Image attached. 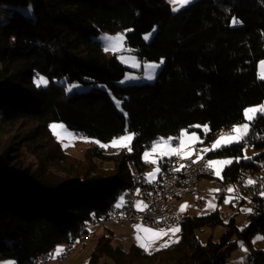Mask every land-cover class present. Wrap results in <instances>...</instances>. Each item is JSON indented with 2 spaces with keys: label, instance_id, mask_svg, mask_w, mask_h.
<instances>
[{
  "label": "trees",
  "instance_id": "1",
  "mask_svg": "<svg viewBox=\"0 0 264 264\" xmlns=\"http://www.w3.org/2000/svg\"><path fill=\"white\" fill-rule=\"evenodd\" d=\"M29 7L32 17L21 12ZM1 13L9 15L0 24V123L35 124L16 136L18 144L47 138L53 150L46 162L70 160L49 137L53 122L100 143L126 132L134 141L131 151L86 150V161L111 166L108 175L88 170L58 176L37 157L25 164L20 149L10 146L14 142L0 149V260L31 264L79 241L110 218L111 206L131 185L130 163L143 172L142 155L153 142L189 130L210 143L243 122L247 107L264 103V81L257 75V62L264 59V0H196L177 12L167 0H0ZM103 31L123 32L125 46L141 61H163L155 82L119 85L128 69L104 54L96 40ZM152 31L146 44L144 36ZM41 77L48 79L46 87L35 84ZM72 85L86 90L68 92ZM194 126H206L207 133ZM245 140L204 156L239 158L244 145L258 152L223 170L220 181L227 185L247 171L263 172L264 115L257 114ZM246 197L258 210L240 227L235 215L225 219L219 211L185 216L178 241L152 254L122 249L109 231L96 238L85 264L105 258L114 264H225L236 248L234 238L246 247L256 233L264 235V192L246 191L240 203ZM216 227L223 229L219 240L201 244L196 232ZM251 257L253 264H264V251Z\"/></svg>",
  "mask_w": 264,
  "mask_h": 264
},
{
  "label": "rangeland",
  "instance_id": "2",
  "mask_svg": "<svg viewBox=\"0 0 264 264\" xmlns=\"http://www.w3.org/2000/svg\"><path fill=\"white\" fill-rule=\"evenodd\" d=\"M171 6L172 12H177L178 10L190 5H183L180 3V0H167ZM196 0H194L195 2ZM192 4V3H191ZM21 12L26 16L32 17V11L29 12V8L21 9ZM9 14L4 13L0 14V24H3ZM154 35V31L146 34L144 36L145 43L148 44ZM120 36L122 41V47L117 50H113L111 48L105 47V37H116ZM98 42L101 43L103 52L108 57H116L117 60L123 64L128 70L126 71L124 77L118 83L121 86L126 85H138L140 83H153L155 82L156 76L162 66L161 62H146L141 61L139 56L135 54L131 49L125 46V34L123 32H115L110 33L107 31H103L100 35L96 38ZM264 62V59H261L257 62V75L260 81H264L261 76H264V69L261 68V63ZM157 64L159 65L158 68H152L150 65ZM149 75L154 76L153 79L149 80L147 77ZM142 76V78L140 77ZM132 78V79H130ZM64 80H57L56 82L61 84ZM49 81L47 78L41 77L36 79L35 84L38 87H46ZM71 87V86H70ZM68 87V89L70 88ZM67 89V90H68ZM86 88L83 86L78 85V88L75 90L77 92H83ZM70 92V91H68ZM118 110L122 113L123 110L121 109L120 102L116 98H112ZM263 104L250 106V107H259ZM247 107L246 109L250 108ZM245 109V110H246ZM244 110V111H245ZM257 115V114H256ZM244 123H247V119L244 116V121L234 125L242 126ZM63 125V130L72 134L71 139L66 138H58L56 134H54L52 125ZM35 127L33 123H18V124H1L0 123V149L8 148V146L14 142V148L20 149V153L22 154V158L25 164L34 163L35 158L37 157L39 161H41L48 170L52 171L54 174L58 176H68L71 177L75 174H82L85 171L93 170L94 174H102L108 175L110 172L111 166L108 164L99 163L98 161L91 162L86 161L84 159V154L86 150L90 146H99L103 148L108 153H117L122 150H128V147H119V146H112V141L108 143H100L97 140L80 136L75 134L74 131L70 130L65 124L61 122H53L49 125V137L52 141L59 144L61 151L70 156L71 159L68 161H55L54 163L50 164L46 162L45 155L53 150V144H47L46 139L41 137L40 139L37 138L36 140L29 143L18 144L16 140V136L20 137L23 134L29 132L31 129ZM232 127V128H233ZM194 129H199L203 133H207L206 126H194ZM57 132L61 131L59 127L56 129ZM125 135H133V140L131 142H127L130 144L134 141V134L131 132H126L122 136ZM120 137L115 138L118 140ZM195 136V139H193ZM235 137L236 134L233 133L231 135ZM180 139L182 142V146L180 150H176V148L171 147L170 145L166 144L164 140H160L161 142H153L148 148H146L143 152V161L147 164L143 175L148 180V182L153 183L157 180L159 172H157V168H160L159 160L161 157H168L172 156H180L181 159H191L196 161L197 159H201L205 156L209 151H214L220 149L222 147L230 146L232 144H240L244 141L236 142L235 140H229L228 137H221L216 136L214 140L210 143H205L204 138L200 137V135L195 131L185 130L180 133ZM223 138V139H222ZM246 139V138H245ZM220 141L217 144V141ZM161 144H165L166 146L161 147ZM155 145V149H154ZM102 150V149H101ZM145 152H148L147 158H145ZM9 157H13V154L8 152ZM165 153H167L165 155ZM33 154V155H32ZM258 154L257 151L249 148L247 145L243 147V154L239 158L233 157H213L207 159L210 163H213V171H214V179H204L197 182V187L202 193V198H204L207 202V206L204 208L197 207L195 205L197 197L189 196L184 198L180 203L176 205L174 211L179 214L180 216H188V217H200L208 215L212 212L219 211L220 215L227 219L229 216L235 215L236 223L240 227L241 225L246 224L247 217L250 214V202L248 197H246V202L242 205L238 203L232 202L231 195H228L224 199L218 198L215 195L217 184L220 180H222V172L223 170L230 166L235 160L237 161H249L254 156ZM36 155V156H35ZM73 158V159H72ZM68 159V158H67ZM155 161L156 163H152ZM221 161H228L227 164L220 163ZM36 162V161H35ZM72 166V167H71ZM219 171V174H217ZM264 173L263 172L261 174ZM135 204L136 209L139 211L144 210L145 208V200L142 198V192L139 189L136 193L135 197ZM223 214V215H222ZM110 225V224H108ZM118 224H111L108 226V229L96 230L99 225H94L91 227L93 236L91 238H86L82 243L79 244L78 241L74 243V252L64 260L60 261L61 263L58 264H84V262L88 261L90 252L94 246V242L96 238L101 234H111L114 237V244L119 245L122 249H128L132 246H135L142 251L152 254L158 250L168 247L169 245L175 243L179 239V232L173 233L172 231L166 232H159L158 230L151 228L147 225H144L142 222H136L131 224H123L121 226H112ZM102 227V225H100ZM139 229V230H138ZM148 229L149 231H144ZM110 231V232H109ZM223 229L221 227H216L214 229L211 228H204L200 231L196 232L197 239L201 244H206L208 239H212V241L217 242L219 240L220 235L222 234ZM140 236V241H137L136 237ZM260 237V239H257ZM84 238V237H83ZM82 238V239H83ZM233 242H236V248L232 249L228 252L225 260V264H249L248 258L251 254L264 251V235L260 233H256L252 240L251 244H246V250L244 251L242 248L244 247V243L236 238L233 239ZM145 244L146 247L142 248L139 244ZM81 247V248H80ZM63 248V246H62ZM80 248V249H79ZM60 249V247H57ZM0 264H16V261L12 259H2L0 260ZM100 264H114V262L108 258L103 259Z\"/></svg>",
  "mask_w": 264,
  "mask_h": 264
},
{
  "label": "built area",
  "instance_id": "3",
  "mask_svg": "<svg viewBox=\"0 0 264 264\" xmlns=\"http://www.w3.org/2000/svg\"><path fill=\"white\" fill-rule=\"evenodd\" d=\"M219 134H227L229 136L233 133L221 131ZM180 144V137L171 138V147L178 149ZM206 160L205 158H201L193 161L191 159H181L180 156L162 159L160 162L162 175H158L157 180L153 183L148 182L144 175L141 178H132V192H124L125 204L122 208L117 209L115 205H112L109 210L110 218L114 219V221H123L124 224L142 222L144 225L154 228L159 232H166V227L180 228L184 216H180V219H173L174 208L172 210H163V201L167 199L168 194L174 191L176 184L195 183V180L198 178L214 179V171L213 169L206 168ZM248 181L249 178L242 177L238 182L243 186V193H234L233 185H227L219 181L215 195L222 199L231 195L233 203L244 201L243 196L246 191L257 193L261 196L264 192V182L257 181L249 184ZM137 189H140L143 194H147V207L142 211L137 210L135 207V191ZM229 189H232V191L230 192ZM185 195L197 197L195 202L197 207L204 208L207 206V202L202 198L200 190ZM253 203L254 212L251 215H255L258 210L257 204ZM71 249H75L74 243L64 245L63 252L59 258L61 259ZM50 256L44 254L38 255L31 264H45V262L49 261Z\"/></svg>",
  "mask_w": 264,
  "mask_h": 264
},
{
  "label": "snow or ice",
  "instance_id": "4",
  "mask_svg": "<svg viewBox=\"0 0 264 264\" xmlns=\"http://www.w3.org/2000/svg\"><path fill=\"white\" fill-rule=\"evenodd\" d=\"M180 3L183 4V5H188V4L194 3V0H180ZM30 11H31V7H29V12ZM104 40L106 42V44H105L106 48H111L113 50H117V49H120L122 47V41H121V37L120 36L105 37ZM161 63H163V61H161ZM150 67L158 68L159 65L153 64V65H150ZM261 68L264 69V62L261 63ZM153 78H154V76H152V75H149L147 77V79H149V80H151ZM261 78L264 79V76H261ZM130 79H132V78H130ZM77 88H78V85H72L68 89V91L73 92ZM256 114L264 115V105H261L259 107H250V108L246 109L244 111V116L247 119V123H244L242 126L233 127L232 128V132L235 133L236 136L232 137L231 135H229L228 139L229 140H235L236 142L244 141L245 143H247L245 138L248 136V134L250 132V129H251L252 125H253V122L257 119V115ZM57 127H59L61 129V131L57 132L56 131ZM52 128H53L54 134H56L58 138L71 139L72 134L69 133V132L64 131L63 130V125L57 126V125L54 124V125H52ZM193 139H195V136H193ZM132 140H133V135H125V136H122L121 138H119L118 140L114 139L112 141V146H114V147H116V146L128 147L129 151H131V146L127 142H131ZM216 143L219 144L220 141L218 140ZM154 149H155V145H154ZM166 154L167 153H165V155ZM147 156H148V152H145V158H147ZM152 163H156V162L152 161ZM220 163L227 164L228 161H221ZM208 167L209 168L213 167V163L210 162ZM157 172H159V168H157ZM217 174H219V171H217ZM248 183L251 184L253 182L251 180H249ZM229 191L231 192L232 189H229ZM124 204H125L124 196H121L120 197V201L115 205V207L117 209H120V208H122L124 206ZM144 231H149V230L145 229ZM171 231L173 233H176V232H179L180 229H179V227H175V228H172ZM136 239H137V241H140L141 237L138 235L136 237ZM257 239H260V237H257ZM139 246L142 247V248L146 247V245L143 244V243L139 244ZM60 251H61L60 249H57V253H59Z\"/></svg>",
  "mask_w": 264,
  "mask_h": 264
},
{
  "label": "bare ground",
  "instance_id": "5",
  "mask_svg": "<svg viewBox=\"0 0 264 264\" xmlns=\"http://www.w3.org/2000/svg\"><path fill=\"white\" fill-rule=\"evenodd\" d=\"M225 133H233L232 132V128H227L222 130ZM219 136L221 137H226L227 134H219ZM209 163L206 160V168L207 169H212L208 167ZM131 168L133 169V175L131 177V185L130 187H128L126 189L125 192H132V178H141V176H143V173L138 171L135 167L134 162L132 161L130 163ZM159 175H162V168L160 170ZM244 178H249V180H251L252 182H264V173L260 174V175H255L249 171L245 172L243 175ZM207 178H198L197 180H195V183H186V184H176L174 186V191L171 192L170 194H168V197L166 200L163 201V210H172V208H175L176 205L178 203H180L184 198H187L189 196H193V195H185V194H190V193H194L196 190H199V188L197 187V182L200 180H204ZM233 191L234 193H243V186L240 185V183H236L233 185ZM124 195V193L122 194V196ZM144 200H145V207H147V194H143ZM112 207V206H111ZM254 212V203L250 202V214H253ZM173 219H180V215L177 214L175 211L173 212ZM108 224H118V225H123V221H114V219L109 218L106 222L101 223L102 226L104 225H108ZM174 228V227H166V231H168L169 229ZM93 236V233L90 232L88 233L86 236H84L83 239L79 240V244L82 243V240L84 242V240L88 237L91 238ZM75 249H71V251H69L66 255H63L62 258L60 259V261L64 260L65 258H67L68 256H70L71 254H73ZM248 262L249 264H253L254 259L253 257H251V255L248 258ZM48 262H45V264H47Z\"/></svg>",
  "mask_w": 264,
  "mask_h": 264
},
{
  "label": "crops",
  "instance_id": "6",
  "mask_svg": "<svg viewBox=\"0 0 264 264\" xmlns=\"http://www.w3.org/2000/svg\"><path fill=\"white\" fill-rule=\"evenodd\" d=\"M141 78H142V76H140ZM165 142H166V144H168V145H170V140H171V138L170 139H163ZM181 140V139H180ZM157 142H161V141H157ZM163 146H166L165 144H161V147H163ZM181 146H182V142H181V144H180V147L178 148V149H176V150H180V148H181ZM172 157H174V156H172V155H170V156H168V157H161L160 158V160H159V164H160V162H161V160L162 159H170V158H172ZM202 158H204V156L202 157ZM198 160V159H197ZM209 163V162H208ZM144 164L146 165V167H147V164L144 162ZM161 170V164H160V168H159V171ZM144 172V171H143ZM142 172V173H143ZM160 173V172H159ZM139 189H137L136 191H135V197H136V193H137V191H138ZM142 192V191H141ZM142 198L144 199V197H143V193H142ZM120 201V198L117 200V202L114 204V205H116L118 202ZM240 204H243V203H240ZM179 205V204H178ZM135 207H136V204H135ZM223 215V214H222ZM108 226H110V225H107V226H103V227H98L96 230H102V229H108ZM112 226H121V225H112ZM172 229V228H171ZM171 229H169L168 231H171ZM81 248V247H80ZM79 248V249H80ZM60 252L59 253H57V251H55L51 256H50V259H49V261H48V263L47 264H58V263H61L60 262V255H61V253L63 252V248L62 247H60ZM86 262H84V264H85Z\"/></svg>",
  "mask_w": 264,
  "mask_h": 264
},
{
  "label": "water",
  "instance_id": "7",
  "mask_svg": "<svg viewBox=\"0 0 264 264\" xmlns=\"http://www.w3.org/2000/svg\"><path fill=\"white\" fill-rule=\"evenodd\" d=\"M242 249H243L244 251L246 250V248H245V247H243Z\"/></svg>",
  "mask_w": 264,
  "mask_h": 264
}]
</instances>
